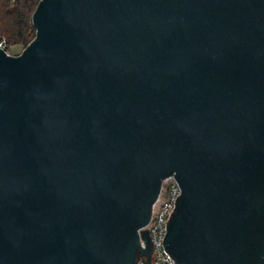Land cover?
<instances>
[{
  "label": "water",
  "instance_id": "1",
  "mask_svg": "<svg viewBox=\"0 0 264 264\" xmlns=\"http://www.w3.org/2000/svg\"><path fill=\"white\" fill-rule=\"evenodd\" d=\"M32 23L0 46V264L150 258L170 177L176 264H264V0H41Z\"/></svg>",
  "mask_w": 264,
  "mask_h": 264
},
{
  "label": "built area",
  "instance_id": "2",
  "mask_svg": "<svg viewBox=\"0 0 264 264\" xmlns=\"http://www.w3.org/2000/svg\"><path fill=\"white\" fill-rule=\"evenodd\" d=\"M0 46L5 49L3 43ZM180 194L181 188L175 177H170L163 182L160 196L153 206L150 223L139 231V233L146 231L151 237L153 252L150 258L139 257L136 264H146L148 260L150 264H176L166 251L163 241L168 232L167 224L170 223V216L176 207V200ZM141 246L146 248V243L142 239Z\"/></svg>",
  "mask_w": 264,
  "mask_h": 264
},
{
  "label": "trees",
  "instance_id": "3",
  "mask_svg": "<svg viewBox=\"0 0 264 264\" xmlns=\"http://www.w3.org/2000/svg\"><path fill=\"white\" fill-rule=\"evenodd\" d=\"M41 0H0V42L6 51L14 45L26 47L36 36L33 15Z\"/></svg>",
  "mask_w": 264,
  "mask_h": 264
},
{
  "label": "rangeland",
  "instance_id": "4",
  "mask_svg": "<svg viewBox=\"0 0 264 264\" xmlns=\"http://www.w3.org/2000/svg\"><path fill=\"white\" fill-rule=\"evenodd\" d=\"M26 48L25 45H14V46H11L8 50V54L9 55H12V56H18L20 55L24 49Z\"/></svg>",
  "mask_w": 264,
  "mask_h": 264
}]
</instances>
